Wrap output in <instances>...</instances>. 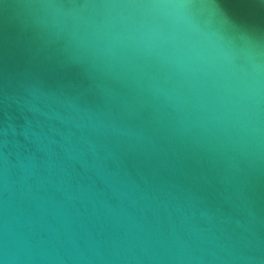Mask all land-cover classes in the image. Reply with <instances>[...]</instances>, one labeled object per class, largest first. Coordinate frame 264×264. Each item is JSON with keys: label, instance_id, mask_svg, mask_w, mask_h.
Wrapping results in <instances>:
<instances>
[{"label": "water", "instance_id": "95a60500", "mask_svg": "<svg viewBox=\"0 0 264 264\" xmlns=\"http://www.w3.org/2000/svg\"><path fill=\"white\" fill-rule=\"evenodd\" d=\"M0 264H264V0H0Z\"/></svg>", "mask_w": 264, "mask_h": 264}]
</instances>
